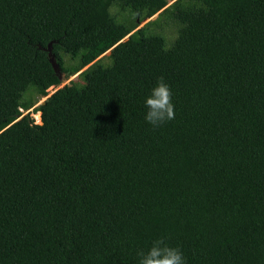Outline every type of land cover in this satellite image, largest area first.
<instances>
[{
  "label": "trees",
  "instance_id": "1",
  "mask_svg": "<svg viewBox=\"0 0 264 264\" xmlns=\"http://www.w3.org/2000/svg\"><path fill=\"white\" fill-rule=\"evenodd\" d=\"M161 235L264 264V0H0V264H138Z\"/></svg>",
  "mask_w": 264,
  "mask_h": 264
},
{
  "label": "clouds",
  "instance_id": "2",
  "mask_svg": "<svg viewBox=\"0 0 264 264\" xmlns=\"http://www.w3.org/2000/svg\"><path fill=\"white\" fill-rule=\"evenodd\" d=\"M172 97V89L165 78L163 76L157 78L156 85L144 102L147 109L144 119L153 128H159L175 118ZM169 240L168 236L161 235L154 239L147 249L138 250V264H186L180 248L171 245Z\"/></svg>",
  "mask_w": 264,
  "mask_h": 264
},
{
  "label": "rangeland",
  "instance_id": "3",
  "mask_svg": "<svg viewBox=\"0 0 264 264\" xmlns=\"http://www.w3.org/2000/svg\"><path fill=\"white\" fill-rule=\"evenodd\" d=\"M133 35H134L135 37H138L137 31H135V32L133 33ZM122 41H124V40H122ZM102 57H104L103 59H104V61H106V63L109 61V58H108L107 56L103 55ZM76 75H77V74L72 75V76L69 77V78L63 79V81H62V83H61L60 85H57V86H51V87L48 89V92H49V93H52V92H54L57 88L63 86L64 84H68V83H70V80L73 79ZM26 96L32 98V100H34L35 103H34L33 106H32L30 109H28V110H23V109H22L23 113L25 114V113H27V112H30V115L34 118V120L37 121V122H39V121H38V118H37L36 115H35V114H36L37 112H39V111H34V112H33V109H34L37 105L41 104V103L45 100V98H46L47 96L38 95L35 91H31V90H30L29 92L26 93Z\"/></svg>",
  "mask_w": 264,
  "mask_h": 264
},
{
  "label": "water",
  "instance_id": "4",
  "mask_svg": "<svg viewBox=\"0 0 264 264\" xmlns=\"http://www.w3.org/2000/svg\"><path fill=\"white\" fill-rule=\"evenodd\" d=\"M173 1H175V0H171V3H172ZM157 15H158V13H157L156 15H154L153 17H151V18H149V19H146L143 23H141V25H140L138 28H140L142 25H144L147 21L156 18ZM134 32H135V31H133L132 33H130L129 35H127L126 37H124L122 40H126V39H128V37H129L131 34H133ZM122 40H121V42H122ZM112 49H113V48L109 49V50L106 51L103 55H110L111 52H112ZM103 55H101L100 57H98V59L101 58ZM98 59H96V60H98ZM52 61H53L54 67H55L56 69H59V68H58V65L55 64L54 60H52ZM93 62H95V61H93ZM93 62H92V63H93ZM92 63H90L89 65H87V66H86L84 69H82L81 71L85 70V69H86L87 67H89ZM81 71H80V72H81ZM80 72H79V73H80ZM79 73H77V74H79ZM50 94H51V93H50ZM50 94H49V95H50ZM49 95H48V96H49ZM48 96H47V97H48ZM47 97H46V98H47ZM46 98H45V100H46ZM45 100H44V101H45ZM44 101H43L42 103H44Z\"/></svg>",
  "mask_w": 264,
  "mask_h": 264
},
{
  "label": "bare ground",
  "instance_id": "5",
  "mask_svg": "<svg viewBox=\"0 0 264 264\" xmlns=\"http://www.w3.org/2000/svg\"><path fill=\"white\" fill-rule=\"evenodd\" d=\"M40 114H41V112L39 111V112H37L35 115H36V117L38 118V121L40 122L41 121V118H40Z\"/></svg>",
  "mask_w": 264,
  "mask_h": 264
}]
</instances>
